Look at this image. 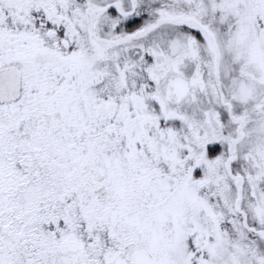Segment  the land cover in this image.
<instances>
[{"label":"snow or ice","instance_id":"obj_1","mask_svg":"<svg viewBox=\"0 0 264 264\" xmlns=\"http://www.w3.org/2000/svg\"><path fill=\"white\" fill-rule=\"evenodd\" d=\"M0 264H264V0H0Z\"/></svg>","mask_w":264,"mask_h":264}]
</instances>
